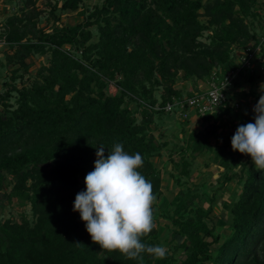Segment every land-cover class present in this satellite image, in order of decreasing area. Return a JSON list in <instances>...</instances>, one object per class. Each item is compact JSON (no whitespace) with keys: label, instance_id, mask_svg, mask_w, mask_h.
<instances>
[{"label":"trees","instance_id":"1","mask_svg":"<svg viewBox=\"0 0 264 264\" xmlns=\"http://www.w3.org/2000/svg\"><path fill=\"white\" fill-rule=\"evenodd\" d=\"M60 1L59 9L70 12L80 2ZM253 5L254 0H103L81 22L49 32L36 26L32 7L5 22L2 37L11 50L4 54L7 63L25 69L27 57L48 54V64L27 87L9 88L17 93L16 107L0 114V207L11 198L23 200L34 217L31 222L0 220V264H264V171L256 170L249 156L242 163L244 154L231 148L236 128L254 122V114L229 105L202 116V129L189 130L176 150L177 159L168 158L177 168L168 176L179 189L166 211H153V219L169 220L170 233L182 238L181 260L147 253L133 260L101 249L79 213L72 211L76 194L85 188V176L93 170L97 148L107 154L116 143L129 154L142 155L144 165L138 170L152 183L156 200L160 197L159 170L150 158L160 157L166 143H155L150 132L163 115L151 109L154 92L161 89V107L179 97L172 86L180 70L182 79L205 80L216 66L235 69L229 52L235 45L243 49L251 38L243 18L254 15L248 12ZM198 10L208 18L206 24L197 20ZM92 25L94 41L88 28ZM209 28L208 44L197 42ZM15 71L11 80L19 76ZM108 81L118 94L105 93ZM125 99L135 102L138 120L124 106ZM216 118L227 121L230 131L220 136ZM202 154L212 155L222 170V184L231 178L240 183L227 207L224 237L207 225L206 212L192 207L198 194L181 180L188 178L194 156ZM236 166L239 170L232 172ZM4 173L13 179L8 193L1 192ZM141 239L156 245V228Z\"/></svg>","mask_w":264,"mask_h":264},{"label":"rangeland","instance_id":"2","mask_svg":"<svg viewBox=\"0 0 264 264\" xmlns=\"http://www.w3.org/2000/svg\"><path fill=\"white\" fill-rule=\"evenodd\" d=\"M31 1L33 3L32 6L27 0H0V114H8L9 110L16 107L17 93L9 88L20 89L27 87L31 80L38 79L37 70L41 66H47L48 64V54L27 57L24 59V64L27 66L25 69L16 63H7L4 54L11 53V50L7 48L2 37L5 22L11 18H19L23 14L29 13L32 7L37 12V17L35 18L36 26L49 32L53 28L70 26L81 22L94 8H98L103 0H80L77 9L72 12L61 11L59 9L60 0ZM201 1L205 2L206 0ZM248 12L254 15L245 16L243 24L246 26V32L251 38L243 49L235 45L232 46L229 52L230 59L236 65L235 69L224 71L223 66H216L211 70L209 78L214 75L215 78L222 79L226 73L231 72L230 82L226 89L230 104L237 105V107L232 106V109L238 112H252L254 114L253 108L260 98V96L257 98L255 96L261 93L264 81V0H254V5L248 9ZM197 20L201 24H206L208 18L202 14V10H198ZM224 23L226 24L227 20H224ZM88 28L92 35L91 40L94 41L97 36L95 26L92 25ZM210 33L211 28L203 31L201 36L197 38V42L203 45L208 44ZM63 48L67 50L68 46L64 45ZM77 54H75V57L78 56ZM248 55H250V60L245 67H241L242 58H247ZM15 69L16 74L19 76L11 80V71ZM182 77L183 75L179 78L175 77L172 87L179 92V97L172 98L170 101H184L191 94L203 92L207 88V80L209 78L198 80L193 77H187L186 79H182ZM248 78H253V81H249ZM5 93H8V95L6 96ZM105 93L108 95L118 94L113 81L106 82ZM160 93L161 89H157L154 92L156 103L151 109L156 111H163L161 109L162 106L158 105ZM6 105L7 108L4 107ZM124 106L135 112L136 120L140 118L139 109L136 108L135 102L125 99ZM185 110L186 108L183 107L180 110L179 106H177L170 111H163V115L157 119L154 118V123L150 127L154 142L158 144L164 141L166 143V147L160 150V157L150 158L153 166L159 170L160 174L161 195L154 203L153 210L155 213L166 211L169 202L179 189L177 186H172L171 178L168 176L170 171L177 173V168L174 170L169 164L168 158L177 159L176 150L178 146H183L189 130H201L203 127L201 121H198L202 116L192 111H187L186 117H182L181 113ZM190 117H195L198 120L189 123ZM216 119L215 123L220 126L217 131L220 136L230 131L227 121ZM210 142L213 143V140H210ZM246 158L248 156L244 155L240 161L242 163L246 162ZM187 160H189V157H187ZM191 161L188 169V178H181V180H184L198 194V198L193 201L192 207L201 208L206 212L207 219L205 222L207 225L214 226L215 233L224 237L227 233L225 229L227 207L238 194L240 183L236 178H231L230 181L222 184V170L213 162L210 154L196 155ZM238 170L239 166H236L232 169V172L236 173ZM3 176L1 192L8 193L13 184V179L5 173ZM181 188L183 189L184 187L181 186ZM29 209V205L25 201L11 198L3 202L2 207H0V220L10 219L12 222H19L21 218H24L31 222L34 217ZM154 222L158 236L156 245L165 247L166 253L175 262H178L183 258V249L179 247L182 238L173 236L170 233L169 220L157 217ZM216 246H211L209 249L215 251Z\"/></svg>","mask_w":264,"mask_h":264},{"label":"clouds","instance_id":"3","mask_svg":"<svg viewBox=\"0 0 264 264\" xmlns=\"http://www.w3.org/2000/svg\"><path fill=\"white\" fill-rule=\"evenodd\" d=\"M253 112L254 122L236 128L231 148L249 156L256 170L264 171V94ZM143 165L140 153L129 154L120 143L107 154L103 147L97 148L93 170L85 176V188L76 194L72 211L79 213L92 242L101 249L133 260H142L145 253L163 259L165 247L141 239L155 227L156 201L152 183L138 170Z\"/></svg>","mask_w":264,"mask_h":264},{"label":"built area","instance_id":"4","mask_svg":"<svg viewBox=\"0 0 264 264\" xmlns=\"http://www.w3.org/2000/svg\"><path fill=\"white\" fill-rule=\"evenodd\" d=\"M249 60L250 55H248L247 58H242L243 62H241L240 66L245 67ZM231 75V72L228 74L226 73L225 77L222 79H217L212 75L207 80V88L203 92L191 94L188 98H185L184 101L172 100L166 102L161 109L163 111H170L179 106V109L182 110L184 107L186 110L181 113V116L186 117L187 111H192L197 115L204 116L218 113L220 109L228 105L237 107L236 104H230L227 96L226 87L229 85Z\"/></svg>","mask_w":264,"mask_h":264},{"label":"crops","instance_id":"5","mask_svg":"<svg viewBox=\"0 0 264 264\" xmlns=\"http://www.w3.org/2000/svg\"><path fill=\"white\" fill-rule=\"evenodd\" d=\"M189 123H192V122H194V121H196V120H198L197 118H195V117H190L189 118ZM199 122H200V120H198Z\"/></svg>","mask_w":264,"mask_h":264},{"label":"water","instance_id":"6","mask_svg":"<svg viewBox=\"0 0 264 264\" xmlns=\"http://www.w3.org/2000/svg\"><path fill=\"white\" fill-rule=\"evenodd\" d=\"M183 71L182 70H180L178 73H177V75H176V78H179V77H181L182 75H183Z\"/></svg>","mask_w":264,"mask_h":264}]
</instances>
